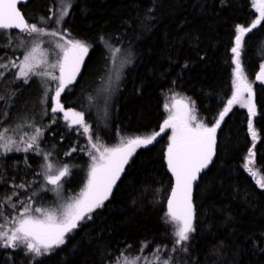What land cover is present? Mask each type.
<instances>
[{"label":"trees","instance_id":"16d2710c","mask_svg":"<svg viewBox=\"0 0 264 264\" xmlns=\"http://www.w3.org/2000/svg\"><path fill=\"white\" fill-rule=\"evenodd\" d=\"M67 1L58 31L88 45L78 80L60 96L65 109L83 114L79 126L66 125L58 114L43 117L48 106L39 102L41 86L25 84L12 67L28 46L19 42L27 41L26 34L0 31V64L6 65L0 68V225L15 222L32 200L43 163L33 151L16 152L13 146L3 152V140H18L32 127L43 130L42 146L56 154L55 162L70 153L65 158L70 163L92 143L113 147L160 135L135 150L109 199L67 234L63 245L37 258L25 255L23 245L0 247V264H118L125 256L141 262L157 250L169 264H264V189L257 184L264 178V84L256 78L264 65V22L244 35L240 50L244 74L253 84L257 138L249 131V111L227 112L216 132L213 162L193 191L195 231L181 245L175 244L177 223L167 216L170 133L161 132L165 105L175 98L187 100L194 119L207 127L220 120L233 93L237 26L251 28L253 0ZM56 4L30 0L21 10L29 24L57 31L50 25ZM115 49L128 63L112 91L98 94ZM250 148L256 176L244 167ZM78 173L72 170L69 186Z\"/></svg>","mask_w":264,"mask_h":264},{"label":"snow or ice","instance_id":"6c2138e0","mask_svg":"<svg viewBox=\"0 0 264 264\" xmlns=\"http://www.w3.org/2000/svg\"><path fill=\"white\" fill-rule=\"evenodd\" d=\"M22 0H0V31L9 29H19L21 32L28 33H44L43 28H38L35 24H29L26 17L18 9V3ZM257 11L259 18L252 24L251 28L237 26V35L235 38V47L232 48L234 53L233 63L236 65L234 69V88L232 98L228 101V106L220 113V120L212 127H207L203 124L192 126L193 117L190 116L191 109L183 101H174L172 105L171 115L163 122L161 132L166 128L172 129V136L167 149V165L175 178V185L172 188L171 196L168 200L167 216L171 221L177 223L174 235L176 245H181L182 242L188 241L190 234L195 231L194 227V208L192 201L193 183L198 179V174L208 166L212 160L215 149V133L223 120L224 116L230 110V107L236 103L243 92H247L249 98L252 97V85L247 81L244 70L240 63V50L243 37L246 33L255 29L259 24L264 22V0H257ZM67 15L66 9H61V14L56 17L59 23L63 16ZM44 19V18H42ZM56 35V33H52ZM67 47H62L63 58L59 61L60 76H52L51 73L37 72L36 69L40 65V61L36 58V53L39 46L32 48L19 64L18 78H23L25 83L31 75H44L52 80H58L59 84L56 88L55 96L52 97L55 107L53 112L64 111L60 104V95L66 87L71 84L80 71V66L83 63V57L88 52V45L78 40L66 41ZM115 49L112 55L115 57L119 52ZM6 65L0 64V68ZM12 67H17L15 63ZM55 68L56 65H51ZM2 75V73H0ZM257 79L264 82V65L261 66V73ZM167 108L168 106L165 105ZM174 109V111H173ZM255 105L249 106V131L255 141L257 134L253 128V119L255 115ZM68 113H65L67 117ZM72 116L75 118L73 123L83 124V114L74 112ZM37 135L31 137V142L24 148L28 151L37 143V138L41 134L40 129L36 130ZM84 132L88 133L89 128L84 126ZM148 136L147 138L136 137L128 139L126 143H121L116 147H97L92 143V148L96 149L98 155H92V164L88 172L87 182L71 203H68L63 211L47 210L43 208H32L31 204L25 206L20 213V219L15 221L16 226L11 232L0 230V247L16 249L20 246L26 247L28 253L34 254L33 258L49 254L52 250L63 245L66 240V235L75 230L79 223L85 219H91V213L97 208L104 205V202L109 199L113 192V188L117 185L121 174L125 170V165L129 163L130 157L139 147H146L153 143L156 136ZM3 137L0 136V139ZM11 143V141H9ZM38 146V145H37ZM7 147V145H4ZM17 150H20L17 148ZM75 151V149H73ZM70 155V153H68ZM253 150L249 149V155L246 159L244 167L253 176L257 173L250 166L253 163ZM47 160L48 157L45 156ZM52 165L48 164L49 171ZM70 174L68 165H64L58 174L46 176L47 183L54 186H59L62 178ZM258 186L264 189V178L257 180ZM19 187L23 188L24 185ZM10 200V198H9ZM13 207H15L13 205ZM31 212L40 213V216L32 215ZM3 225H0V229ZM186 250V249H185ZM155 259L148 261L146 264H169V260L160 261L159 250L154 254ZM139 257H122V264H139ZM121 264V261H118Z\"/></svg>","mask_w":264,"mask_h":264},{"label":"rangeland","instance_id":"374dc122","mask_svg":"<svg viewBox=\"0 0 264 264\" xmlns=\"http://www.w3.org/2000/svg\"><path fill=\"white\" fill-rule=\"evenodd\" d=\"M56 1H57V4L55 5L56 10H55V12H53L55 19L50 22V25H54V28H56L57 31L44 30L43 34L24 32L26 34L25 39H27V41L24 39L18 38L20 45L28 44V46L26 48H24V53H23V55L20 56V60L17 64V76H18V72H19V64L23 60V57L28 52H30L33 47H35L37 45L39 46V48H38V51L36 53V58H37V60L40 61V65L36 69V71L41 72V73L48 72V73H51V75L55 76V77L60 76L59 61L63 58V50H62L61 46L67 47L66 41H68V40L58 31L60 28L59 26H60L61 22L63 21V19L65 18L66 15L63 16V19L59 23H57L56 17L61 14L62 8L66 9V11L68 13L70 4L67 0H56ZM253 7H254L255 15H256V19H255V21H256L259 18V12L257 11V0H253ZM52 33H56V35H53ZM86 55L83 57V63L85 61ZM117 56L112 58L113 65L107 72L105 82L102 83V85L99 87L98 90L100 92H98V94L100 93L102 95V92L106 93L105 89H107V91H108V89L110 91H112L111 90V89H113L112 87H114L116 85L121 73H123L122 71L124 69V66L128 63L127 58H123L122 55H120L121 56L120 57L118 54H117ZM83 63L80 66V72H81ZM53 64L56 65L55 68L51 67V65H53ZM260 73H261V68H260L259 72L257 73L256 78ZM21 79L23 80V82H25L23 78H21ZM247 81L252 85V91H253V84L249 80H247ZM257 81L259 83L264 84V82H261L258 79H257ZM35 83H36V85H34ZM25 84H28V85L33 86V87L36 86L37 88L39 87L38 85L41 86L43 93L42 94L39 93V97H38L40 100L39 102H40V104L44 105V107H46L45 105L48 106V111H47V109L46 110L41 109L42 112H43V110H45L43 112V114H44L43 117L48 116V114H58L59 117L62 119V121L66 125H76V126L81 125V124L73 123V120L75 118L72 116V113L77 112V111L71 110V109H65L62 106L61 102H60V104L63 107L64 111H56V112L52 111V108L55 107L53 100H52V97L55 96L56 88L58 87V84H59L58 80H52L49 77L44 76V75H31L30 74V76L28 78V82ZM42 84L44 86H42ZM234 91H235V88H234V82H233V92ZM48 93H51V95H50L51 97L48 95ZM62 93L63 92H61V95H62ZM232 96H233V93H232ZM48 99H49V101H48ZM100 99L101 98H99V100ZM177 100L183 101L191 109L189 102L183 98H175L172 101L169 100V102L166 104L168 107L167 108L165 107V110L167 113V118L169 115H171L170 109H172V105H173L174 101H177ZM107 101H108V98H107ZM107 101H105V103L103 105L104 112H106L105 108L107 107V103H106ZM251 104H252V101L249 98L248 93L243 92L242 95L239 97L238 101L236 103H234L230 107V109H232L233 107H240V108H243V109L249 111V106ZM98 105L99 104L97 103V106ZM226 107H229L228 104ZM173 111H174V109H173ZM66 112L68 113L67 117L65 116ZM190 116L194 118L193 113H192V109L190 112ZM83 119H84V117H83ZM196 124H201V123L198 120L193 119L192 120V126L195 127ZM48 126L50 127V122H47V128H48ZM166 131H168L170 133V137H171L172 136V129L166 128V129H164L163 132H166ZM25 133H26L25 135H21V137H18V140H15V141H13L11 139L3 140L2 145H1L2 151L3 152H9L10 149L14 146L16 152H26L23 149L26 148L27 145L31 142V137L37 135V132H36L35 128L32 127L28 130V132H25ZM40 133L41 134L37 138V143L34 144L33 147L31 149H29L28 151H33L34 153L41 156L43 159L41 176H40L42 182L37 185L36 191L31 194L32 200H30V202L27 205L31 204L33 209L39 207V208H43V209H47V210H56L57 212H61V211H63V208L68 203H71L76 197H78L80 192L83 190V188L87 182L89 169H90L91 164H92L91 156L92 155H98V153L96 152V149H94V148H92V146H90L89 147L90 150L85 152L86 155L84 153H82V154H79L75 157L76 162L73 159H71V162H70L71 164L67 163L68 161H65V158H67L68 153L61 156L63 158L62 160L55 162V160L57 159V158H55L56 154H54L50 149H46L44 146H42V139H43L44 131L42 130ZM9 141H11V143H9ZM4 145H7V147H4ZM108 147H112V146H108ZM113 147H116V145H114ZM17 148H19L20 150H17ZM102 148H101V150H102ZM45 156L48 157L47 160L45 159ZM48 164H51L53 166L51 171H49L47 168ZM65 164L68 165V167L70 169V174L72 173V170L79 172L77 174V175H79L78 178H75V180L72 181V182H74V184L72 186H69L68 179L70 177V174L62 178V181H61L59 186H54V185L48 184L47 180H46V176L51 175V174H58L59 170ZM30 214L40 216V213L31 212ZM18 219H20V217L17 218L16 220H18ZM15 226H16V224H15V222H13L11 225H8L7 227L3 225V228L0 230L7 231L10 233L11 230ZM154 259H155V256L153 257V259H147V260L153 261ZM160 261H162V260L160 259ZM139 264H146V260L142 259L141 262L139 260Z\"/></svg>","mask_w":264,"mask_h":264},{"label":"water","instance_id":"95a60500","mask_svg":"<svg viewBox=\"0 0 264 264\" xmlns=\"http://www.w3.org/2000/svg\"><path fill=\"white\" fill-rule=\"evenodd\" d=\"M29 1H30V0H22V2L18 3V9L22 12L21 7H24ZM22 14H23V12H22ZM23 15H24V14H23ZM27 22H28V21H27ZM8 31L16 32V33H23V32H21L19 29H15V28H13V29H9ZM77 75H78V73L76 74V76H77ZM219 126H220V125H219ZM218 128H219V127H218ZM218 128H217V130H218ZM217 130H216V132H217ZM215 137H216V133H215ZM213 158H214V154H213V156H212V160H211V162L208 164V166H207L206 168H204V169L198 174V178L200 177V175H201L205 170H207V169L209 168V166L211 165V163H212V161H213ZM168 169H169V168H168ZM169 173H170V175H171V180H172V187H171V192H170V196H171L172 188H173L174 185H175V178L173 177V175H172V173H171L170 170H169ZM121 175H122V174H121ZM197 182H198V179H197L196 181H194V183H193V188H192V199H193V191H194V188H195Z\"/></svg>","mask_w":264,"mask_h":264},{"label":"flooded vegetation","instance_id":"af4514ba","mask_svg":"<svg viewBox=\"0 0 264 264\" xmlns=\"http://www.w3.org/2000/svg\"><path fill=\"white\" fill-rule=\"evenodd\" d=\"M78 77H79V75L75 77V80L71 84L75 83L78 80ZM71 84H69V85H71Z\"/></svg>","mask_w":264,"mask_h":264},{"label":"bare ground","instance_id":"6f19581e","mask_svg":"<svg viewBox=\"0 0 264 264\" xmlns=\"http://www.w3.org/2000/svg\"><path fill=\"white\" fill-rule=\"evenodd\" d=\"M51 119V118H50ZM50 122H51V120H50ZM214 159V158H213ZM213 162V161H212ZM212 164V163H211Z\"/></svg>","mask_w":264,"mask_h":264}]
</instances>
